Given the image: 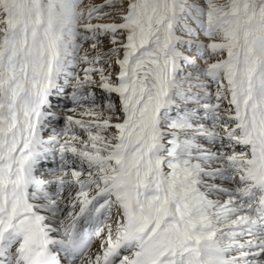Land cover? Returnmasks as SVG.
<instances>
[{"label": "snow or ice", "instance_id": "1", "mask_svg": "<svg viewBox=\"0 0 264 264\" xmlns=\"http://www.w3.org/2000/svg\"><path fill=\"white\" fill-rule=\"evenodd\" d=\"M0 264H264V0H0Z\"/></svg>", "mask_w": 264, "mask_h": 264}, {"label": "rangeland", "instance_id": "2", "mask_svg": "<svg viewBox=\"0 0 264 264\" xmlns=\"http://www.w3.org/2000/svg\"><path fill=\"white\" fill-rule=\"evenodd\" d=\"M97 2H99V0H97Z\"/></svg>", "mask_w": 264, "mask_h": 264}]
</instances>
